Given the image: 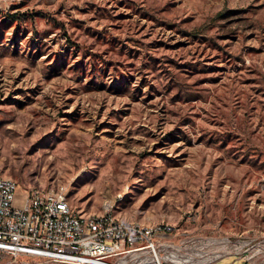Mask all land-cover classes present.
Returning a JSON list of instances; mask_svg holds the SVG:
<instances>
[{
  "label": "rangeland",
  "instance_id": "obj_1",
  "mask_svg": "<svg viewBox=\"0 0 264 264\" xmlns=\"http://www.w3.org/2000/svg\"><path fill=\"white\" fill-rule=\"evenodd\" d=\"M0 176L264 250V0H0Z\"/></svg>",
  "mask_w": 264,
  "mask_h": 264
},
{
  "label": "built area",
  "instance_id": "obj_2",
  "mask_svg": "<svg viewBox=\"0 0 264 264\" xmlns=\"http://www.w3.org/2000/svg\"><path fill=\"white\" fill-rule=\"evenodd\" d=\"M18 190L15 180L0 176V252L15 259L57 264H216L238 256L246 264H264L262 249L251 257L239 252L210 258L204 247L194 256L183 254L188 246L175 242L171 225L120 218L111 201L101 213L76 212L64 189L27 192L23 208H16ZM223 242L204 245L223 249Z\"/></svg>",
  "mask_w": 264,
  "mask_h": 264
}]
</instances>
